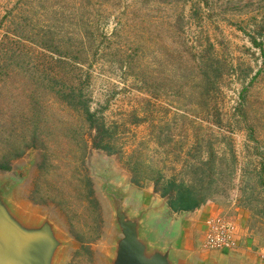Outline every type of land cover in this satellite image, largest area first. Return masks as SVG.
Instances as JSON below:
<instances>
[{
	"label": "rangeland",
	"instance_id": "374dc122",
	"mask_svg": "<svg viewBox=\"0 0 264 264\" xmlns=\"http://www.w3.org/2000/svg\"><path fill=\"white\" fill-rule=\"evenodd\" d=\"M171 1L98 0L95 12L82 6L74 17L66 2L0 0V63L31 58L47 77L59 59L77 58L90 76L84 89L92 110L115 130L114 155L95 149L96 133L89 131L80 165L72 131L76 113L47 80L37 87L40 73L30 77L16 64L0 74V136L33 130L39 117L32 147L8 172L34 160L26 199L36 205L40 189L46 203L36 206L52 210L75 239L67 264H99L106 214L91 177L95 156L116 162L125 180L132 181L131 157L167 179L202 186L213 207L208 215L233 219L245 238L243 258L264 264V0H208L190 19L189 47L211 65L221 59L213 91L200 88V73L149 18L173 3L170 11H180L183 3ZM193 2L185 6L188 18ZM48 159L53 167L46 175ZM193 162L203 167L199 175L189 171ZM136 186L142 196L156 192L154 183ZM180 218L196 221L194 214Z\"/></svg>",
	"mask_w": 264,
	"mask_h": 264
},
{
	"label": "water",
	"instance_id": "95a60500",
	"mask_svg": "<svg viewBox=\"0 0 264 264\" xmlns=\"http://www.w3.org/2000/svg\"><path fill=\"white\" fill-rule=\"evenodd\" d=\"M95 158L91 177L106 214L99 264H248L228 251L198 259L188 241L190 221L180 218L193 212L174 213L158 192L140 195L116 162ZM34 164L0 170V264H67L75 245L52 210L26 199Z\"/></svg>",
	"mask_w": 264,
	"mask_h": 264
},
{
	"label": "trees",
	"instance_id": "16d2710c",
	"mask_svg": "<svg viewBox=\"0 0 264 264\" xmlns=\"http://www.w3.org/2000/svg\"><path fill=\"white\" fill-rule=\"evenodd\" d=\"M57 1L59 3L66 2L67 10L72 11L71 16L74 17H79V8H81L82 6L91 7V10L95 12L94 9L97 8L96 3H98V0ZM189 1L190 0H173L171 2H175L177 4L183 3L181 5L182 7L180 11H170V9L175 7L173 6V3L170 9H166L165 12H162L161 14H155L156 16L149 18L152 20V22L159 24V32L161 34H163L165 30L166 35H168L169 37V40H171L173 44L180 46V53L183 56V60H188L191 62L192 67L197 71L196 75L200 73L202 82L200 88H207L208 91H213L214 88L211 87L214 86V81L220 73L219 70L221 68V59H216V62L211 65L208 59L200 57L198 54L194 53V49L192 47H189L186 41L190 19H192V17L196 18L198 16L200 11V4L204 3L206 5L209 1L195 0V2L192 3L191 15L188 18L185 6ZM69 3L72 5L69 6ZM167 6H170V3H167ZM58 8L63 9L60 4L58 5ZM82 43H79L81 49L84 48V43ZM44 45L49 49L56 48V46H51V44H48V42H45ZM73 45V43H70V46ZM214 50V45L211 43L208 44L207 51L211 53ZM13 54H15V51L13 52ZM77 61L79 60L72 56L59 59V61L56 62L54 68L52 66L49 68L51 72L49 73V76L46 77L43 72L41 73L39 70H37L40 69L41 66L31 61V58H20L16 61V63L14 61H11L5 66L4 62H1L0 74L3 75V71L10 64H16V66L19 67L20 70H24L25 74H29L30 77L34 74V70L40 73L38 81L39 85L37 87H43V85L45 84V80H47V82L49 83V88H53L56 98L63 102L69 110H72L76 113L79 122L75 127L72 128V131L76 139L75 150L78 153L76 162L78 164H82L88 153V146L85 140V136L87 135V133L91 130H94V132L96 133V138L93 143V147L95 149L105 151L110 155H114L116 151L114 149V146L112 145L111 140L114 139L115 130L108 127L104 119L99 116L97 112L92 110L90 100L87 95H85L84 89L88 88L90 76L83 70L82 65ZM61 70H64V81H61ZM198 77L200 79V76H194L195 79ZM38 118V116H35L34 118L33 130H21L18 133L13 132L5 137L0 136L1 170L8 171L10 169L11 162L14 159L23 156L27 149L32 147L33 143L31 142L30 134L33 131H39ZM44 147L46 148L45 145ZM127 162L129 165V169L132 172L133 182L137 185L154 183L156 192H158L162 197L169 198L170 207L174 213L196 212L202 206L206 205L209 201V197L200 190L202 189V186L194 187L193 185L186 183L183 180H177V178L167 179L161 172L151 169L143 162H140L139 160H133L131 157L128 158ZM52 167L53 166L49 164L48 159L46 164V171H44V173L47 175V172H49ZM202 169L203 167L201 166V163L199 164V162H193L189 168V171L193 170L192 175H199ZM84 179L86 180V185L91 186L89 178L84 177ZM211 184L214 185L216 183L211 181ZM213 185L209 186L211 187ZM41 193L42 192L40 189H36V191L34 192L33 200L34 202H36V204L46 203V198L41 196ZM87 194L89 196L88 190ZM91 205H93V201H91ZM78 241L80 242V244L84 242L83 238L81 240L78 239ZM83 252L88 254V251L85 248L83 249Z\"/></svg>",
	"mask_w": 264,
	"mask_h": 264
},
{
	"label": "built area",
	"instance_id": "2783aa9c",
	"mask_svg": "<svg viewBox=\"0 0 264 264\" xmlns=\"http://www.w3.org/2000/svg\"><path fill=\"white\" fill-rule=\"evenodd\" d=\"M206 235L201 250L206 252L237 251L240 248L238 241L237 223L221 215L211 216L206 220Z\"/></svg>",
	"mask_w": 264,
	"mask_h": 264
},
{
	"label": "crops",
	"instance_id": "0c3cea01",
	"mask_svg": "<svg viewBox=\"0 0 264 264\" xmlns=\"http://www.w3.org/2000/svg\"><path fill=\"white\" fill-rule=\"evenodd\" d=\"M211 209H213L212 205L210 203H207L206 205L198 209L196 212H193L196 221L192 220L188 227V241L195 255L200 260L207 259L210 255L217 253V252L202 253L203 251L201 252L202 242L205 238L206 230H207L206 220L211 217V215H208V213H211ZM237 237L240 244V249H238L237 252L234 253V255L243 258L245 256V251L243 249L245 238H243L241 234V230H239Z\"/></svg>",
	"mask_w": 264,
	"mask_h": 264
},
{
	"label": "flooded vegetation",
	"instance_id": "af4514ba",
	"mask_svg": "<svg viewBox=\"0 0 264 264\" xmlns=\"http://www.w3.org/2000/svg\"><path fill=\"white\" fill-rule=\"evenodd\" d=\"M28 150V149H27ZM1 170V169H0ZM11 170V164H10V169L8 170V171H10Z\"/></svg>",
	"mask_w": 264,
	"mask_h": 264
}]
</instances>
